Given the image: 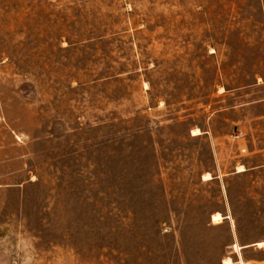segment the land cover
Here are the masks:
<instances>
[{"label": "rangeland", "instance_id": "rangeland-1", "mask_svg": "<svg viewBox=\"0 0 264 264\" xmlns=\"http://www.w3.org/2000/svg\"><path fill=\"white\" fill-rule=\"evenodd\" d=\"M261 243L264 0H0V264Z\"/></svg>", "mask_w": 264, "mask_h": 264}, {"label": "bare ground", "instance_id": "bare-ground-1", "mask_svg": "<svg viewBox=\"0 0 264 264\" xmlns=\"http://www.w3.org/2000/svg\"><path fill=\"white\" fill-rule=\"evenodd\" d=\"M238 171H241L240 169H238ZM210 179V177H209V175H207L206 174V176H205V179ZM204 179V180H205ZM221 219V216L217 213V214H215V215H213L212 216V221L213 222H218L219 220ZM261 245H264V244H258V246H261ZM236 248V247H235ZM224 264H231V261H230V259H227L226 261H225V263Z\"/></svg>", "mask_w": 264, "mask_h": 264}]
</instances>
